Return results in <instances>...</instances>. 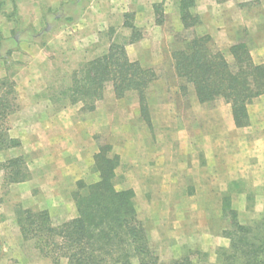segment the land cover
<instances>
[{
	"label": "rangeland",
	"instance_id": "obj_1",
	"mask_svg": "<svg viewBox=\"0 0 264 264\" xmlns=\"http://www.w3.org/2000/svg\"><path fill=\"white\" fill-rule=\"evenodd\" d=\"M71 1L16 0V21L0 23L2 39L18 40L10 59L16 70L19 109L9 118V127L11 135L19 137L26 147L21 156L19 150L0 152L3 207L0 223L7 221L6 227L0 230L1 264H53L51 259L33 250L32 245L21 244L16 212L45 211L54 225L74 218V193L79 184L98 180L99 175L93 169L94 155L99 146L105 145L119 158L116 189L133 191L137 217L145 226L158 264H213L209 256L223 264L222 250L228 248L229 241L222 240L221 236L229 229V210H234V205L243 208L244 200H232L228 188L222 193L225 197L221 199V215H215L214 205L220 200L185 198L193 183H167L166 179H170L167 169L172 168L156 167L151 152H159L160 161L165 164L185 161L191 167L204 165L207 157L212 158L217 118L223 127L222 117L230 107L217 102L199 106L190 87L183 96L170 53L180 46L181 38L208 35L209 46L222 52L227 60L231 58L230 46L244 41L253 61L264 64V0H194L190 13L198 18V23L186 31L182 28L176 0H81L78 14L69 19L66 14L71 9L67 3ZM141 3L161 5L153 17L160 23L154 21L151 25L145 16H135L133 10ZM6 10L9 13L11 7ZM125 20L134 26L138 38L133 42L135 45L127 46L128 58L154 69L157 75L146 93L147 120L140 114L136 94L128 93L117 99L110 87L104 91V101L91 111L95 114L81 109L80 104L67 105L58 99L60 90L68 86L71 72L105 51L114 31L122 36L119 42L129 40L123 36L129 30L120 31ZM8 48L5 45L1 52ZM4 68L0 60V77L4 75ZM250 104L251 114H263L264 97ZM256 105L260 106L255 108ZM222 149V162L230 161L233 148L223 144ZM16 157L24 160L29 172L23 187H18L21 183L10 184L4 169L5 162ZM141 166L145 173L142 177L138 173ZM150 170L154 175H164V179L159 176L156 182L152 181L154 175H147ZM228 179L229 175L224 174L219 188H227ZM246 185L240 184L243 189ZM171 188L173 194L168 193ZM258 202L261 201L248 200V207L237 214L241 224L264 219V210L261 214L256 212ZM203 205H207L209 213L203 214L200 209ZM175 238L178 240L174 242L183 241L187 245L182 249L174 245L170 240ZM196 242L203 245L201 249L193 247ZM63 263L65 260L60 259L57 264ZM130 264L138 262L132 259Z\"/></svg>",
	"mask_w": 264,
	"mask_h": 264
},
{
	"label": "trees",
	"instance_id": "obj_2",
	"mask_svg": "<svg viewBox=\"0 0 264 264\" xmlns=\"http://www.w3.org/2000/svg\"><path fill=\"white\" fill-rule=\"evenodd\" d=\"M15 1L0 0V19L6 17L16 21ZM175 4L183 30L193 28L198 23V18L190 13L194 0H176ZM67 5L71 10L66 15L73 19L79 12L81 0ZM7 6L11 7L9 13L5 11ZM160 7L153 5L155 15ZM155 22L160 23L158 18ZM129 28L132 32L128 41L110 42L101 55L79 64L71 72L68 86L60 90L58 99L67 105L80 104L81 109L91 112L110 87L117 99L128 93L136 94L140 114L147 120L146 93L157 75L154 69L142 67L127 57L125 45L138 39L135 28L131 25ZM210 40L208 35L181 38L180 46L171 51L174 75L181 82L179 89L184 96L190 87L199 104L229 105L235 127H246L247 106L264 95V64L253 61L244 41L230 46L231 58L227 60L222 52L209 46ZM17 44L15 38L0 37V60L5 65L4 75L0 77V152L20 146L17 139L9 136V118L19 109L14 80L16 70L10 59ZM5 45L9 48L2 53L1 48ZM93 162L98 180L78 185L74 193V218L54 225L45 211L16 212L21 244L32 245L33 250L41 257L51 259L53 264L60 259H65L66 264H130L132 259L138 264H158L145 226L137 217L133 191L116 189L118 156L111 153L109 146H99ZM4 169L10 184L29 179L21 157L7 160ZM229 211V229L223 233L229 245L222 250V263L264 264V219L241 224L236 212Z\"/></svg>",
	"mask_w": 264,
	"mask_h": 264
},
{
	"label": "crops",
	"instance_id": "obj_3",
	"mask_svg": "<svg viewBox=\"0 0 264 264\" xmlns=\"http://www.w3.org/2000/svg\"><path fill=\"white\" fill-rule=\"evenodd\" d=\"M133 11H135V16H145V18H147V20L150 21L151 25H154L155 19L153 18L154 17L153 5L151 4L144 5L143 3H141L140 5L137 4L136 9ZM6 13H8V10H6ZM0 23L8 24V23H13V21L6 17H2L0 19ZM129 26L130 25L127 23L126 20L123 21L120 25V31L129 30L126 35H123V36L128 37V39L131 36V32H132ZM156 33L157 32L155 31V34ZM121 38L122 36L116 30L111 34L110 41L119 42V40H122ZM129 44L131 45V43H127L125 45V52L127 54V57H128V52L126 49ZM132 44L135 45V43H132ZM103 52H101L100 54L99 53L96 54L95 57L101 55ZM95 57H92V58H95ZM14 80H15V77H14ZM262 97H264V95L256 99H262ZM197 104L199 106H202V104H199V103ZM258 106L260 105H256L255 108ZM252 108L253 106L251 104L247 106L248 125L243 128L235 127L230 111H227V114H225V116L223 115L222 117L224 121L223 127L221 126V123H222L221 120L217 118L218 120L217 132H216L217 135L215 133L216 137L213 140L215 151L212 154L213 155L212 158L207 157L208 160L205 161L204 165H198V166L191 167L185 161L180 163V162H177L176 160L169 162V164L168 163L165 164L162 161H160L161 158L159 156V152L155 153V151H153L154 153L151 152L152 162H154L155 160L154 164L156 167H158V165H165L168 168L169 167L172 168L173 171L167 169V175L170 178V179L168 178L166 179L167 183L169 181H170L169 183H173V184L178 183V182L180 183L183 181L184 182L188 181L189 183L190 182L193 183L192 184L193 186L188 189L189 194H186L185 198H190V199H211L212 198V199L220 200L219 202H217V204L215 203L214 205L213 213L215 215H218V214L221 215V199L225 197V194H222V193L223 191L228 190V188L231 190L230 197L232 198V200L242 199L245 202L243 203V206H244L243 208L242 207L239 208V206L237 207L236 205L233 206V209L237 212L236 214L244 211L245 208L248 207L247 205L248 200H251V199H256V200L261 201V202H258L257 206L259 207V210H257L256 212L258 214L263 213V210H264V106H261V112L263 114H251V112H253ZM227 110H230V109L227 108ZM57 114H60V112H58ZM90 114H95V112H91ZM213 115L216 116L218 114H213ZM253 135H255L256 137H252ZM9 136L11 138L18 139L20 146L17 148L9 149L4 152H11L14 150H19L21 151L19 155L20 156L23 155V153H25L24 150L26 148L24 142L20 140L19 137L17 138V136L13 137L11 135L10 130H9ZM223 144L229 146L230 148H233V151H232L233 155H231V160L228 162H224V163L222 162V156L220 154L222 152L221 150H223L222 149ZM216 150L218 153H216ZM238 150L240 151L239 154H238ZM15 155H18V154H15ZM141 168L142 166L140 167V169ZM143 168L138 172L139 175H141V177L142 175H145V173L143 172ZM152 171L153 170H150L147 173V175H151L152 177L154 175ZM224 174L229 175V179L227 181L228 182L227 188L222 190L221 188H219V184H221L219 182L221 181V178L223 177ZM159 176L161 177V179H164L163 178L164 175H159L155 173L154 177L151 180L156 182L157 179H160ZM161 182H164V180H162ZM244 182L247 183V185L245 186V189H243L240 186V184ZM248 182L250 183L249 185H248ZM255 183L256 185H254ZM23 185L24 183H21L19 184L18 187L20 186L23 187ZM168 191H169L168 193L170 192L172 193L174 190H172L171 188ZM168 193H167V196L171 197L170 195H168ZM206 206L207 205L205 206L203 205V207H200L203 214L209 213V211L206 210L207 209ZM1 211H3L2 204H0V213ZM190 211L193 212L194 211L193 208H191ZM6 222L7 221H3V222L1 221L0 230H3L6 227ZM147 231H149L148 226H147ZM217 238L218 237H216V240ZM176 239L177 238L170 240V241H172L174 245L179 246L181 249L182 247L187 245V243L186 242L184 243L183 241H180L178 243L174 242ZM221 239L224 240V237L221 236ZM179 240H181V237H179ZM173 243L169 242V245H173ZM223 245L225 246V244ZM202 246L203 245L201 243L196 242L193 247L195 248L199 247V249H201ZM208 259H209V262H213V264H218L214 257L209 256ZM18 260L19 262L23 263L22 262L23 259L19 258ZM1 262L2 261L0 260V264ZM63 264H66V260H65V263Z\"/></svg>",
	"mask_w": 264,
	"mask_h": 264
}]
</instances>
